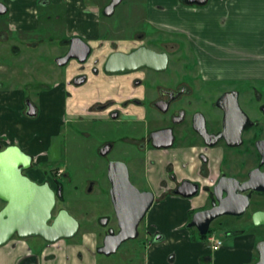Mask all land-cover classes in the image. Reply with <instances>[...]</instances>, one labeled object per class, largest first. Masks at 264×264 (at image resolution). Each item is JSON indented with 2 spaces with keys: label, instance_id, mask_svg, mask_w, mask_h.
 Returning a JSON list of instances; mask_svg holds the SVG:
<instances>
[{
  "label": "flooded vegetation",
  "instance_id": "af4514ba",
  "mask_svg": "<svg viewBox=\"0 0 264 264\" xmlns=\"http://www.w3.org/2000/svg\"><path fill=\"white\" fill-rule=\"evenodd\" d=\"M109 1L105 0L102 3L100 9L102 13L103 7ZM22 3L24 7L32 8L35 21L32 28L17 25L12 20L15 5L11 0H0V93L18 97L16 101L18 104L14 101L8 103L6 116L2 117L6 122V129L0 130V150L16 144L29 153L32 156L31 165L23 172L30 178L40 183L48 181L56 191L60 184L55 174L48 171L39 179L29 173L33 167V155H49L56 138L62 135V125L66 121L64 117L78 114L79 117L82 115L112 117L130 125L132 128L128 134L122 136V139L134 145L138 152L146 153L147 166L156 161L163 162L160 172L156 175L148 173L146 166L143 174H139L142 183H145V186L152 180L161 185L171 183L170 189L174 191L185 180L197 182L206 190L205 205L200 208L211 204L214 198L212 185L221 175L238 180L251 177L253 181L260 180L264 185V86L259 88L247 82L241 87L234 85L217 88L213 84L216 80L204 79L201 75L198 83L195 81L196 78L189 81L174 77L171 74L174 70L171 62L176 41L169 35L166 38L160 36L157 41L158 35L155 32L148 33L143 27L132 30V35L128 39H110L104 34L105 42L102 41L101 46L99 43L97 49L101 51L107 46L109 50L102 57L99 53L94 54L93 47L89 44L91 49L84 60L73 56L65 63H59L58 60L62 59L69 49L71 38L78 36L66 35L60 44H51L54 50L58 46L63 47L62 51L54 55L55 63L61 68L50 67L52 63H47L49 75L46 76L43 23L46 21L50 23L49 20L52 18H59L54 10L60 5L54 0H25ZM45 7L49 12H53L48 13L47 18L43 15ZM152 24L163 29L162 25L156 22ZM141 45L159 53L164 52L165 67L155 69L142 66L125 72H109L105 69V62L112 51L130 52ZM186 45L190 51L193 50L188 39ZM68 67L73 70V74L68 78L73 86L86 85L91 94V81L96 80L98 92L106 87L111 92L92 96L91 103L82 107L80 112H69L66 108L62 111L60 80L66 77ZM229 90H236L237 102L245 117L238 113L236 116L233 115L236 111L231 96L224 98L220 104L217 102L218 97ZM64 93L68 96L71 91L64 90ZM224 107L231 113V118L227 122H224ZM239 124H242L240 138L237 137ZM161 130L163 132H156ZM223 131L225 135H218ZM22 139L28 143L23 144ZM163 142H169V145L167 147L154 145ZM113 146V140H104L98 150L100 154L105 155ZM55 147L57 148V143ZM185 152H193L190 161L180 159L179 154ZM152 153L158 155V158L151 157ZM127 168L130 177L128 165ZM188 169L191 172H188ZM133 170L137 171L136 168ZM256 175H261L262 179H258ZM60 186L62 191V185ZM145 186L139 188L150 190ZM247 192L249 203L244 212L237 217H245L252 222L253 212L264 210V190L254 189ZM61 195H57L56 201ZM106 220L107 217H104L102 223ZM258 225L264 226V223ZM29 262H32V259L23 264Z\"/></svg>",
  "mask_w": 264,
  "mask_h": 264
},
{
  "label": "crops",
  "instance_id": "0c3cea01",
  "mask_svg": "<svg viewBox=\"0 0 264 264\" xmlns=\"http://www.w3.org/2000/svg\"><path fill=\"white\" fill-rule=\"evenodd\" d=\"M24 1L11 0L15 5L12 20L19 26L32 28L35 26L34 14L31 6H22ZM54 1L63 7L65 36L78 35L94 47L105 42V32H101L100 28V1ZM165 1L168 5L172 4V8L181 10V23L165 25L160 21L158 24L166 28L169 26L172 31H180L188 38L195 51L199 73L204 79H264V0H207L204 3H207L206 6L186 4L180 0ZM163 10L169 11L166 8ZM151 12L149 6L146 17L156 18ZM216 22H223L224 29L217 28ZM226 36L228 38L223 45L222 40ZM66 72V77L60 80L62 111L66 108L63 99L67 102L70 98L63 94L64 90H81L82 93L86 92L83 97L88 95L87 87L83 91L84 86L70 84L68 78L73 70L68 67ZM17 99L9 93H0V109L5 116L8 103L14 101L18 104ZM4 123L0 124V130L6 129ZM21 141L23 144L28 143L25 139ZM192 156L193 152L179 154L180 159L189 161ZM40 157L43 158V154ZM151 157L158 158V155L152 153ZM162 163L156 161L148 164V173L158 174ZM187 171L191 172L190 169ZM171 186V183L161 185L156 180L145 186L154 193V201L144 216L145 264H253L257 260V238L252 230H226L227 238L219 236L222 243L212 247L206 238L198 236L196 228L195 234L190 227H186L189 211L205 205L206 190L201 188L196 195L185 197L171 190ZM11 239L0 247L1 264L4 261L6 264H23L29 259L33 262L29 264H68L60 255L62 253L58 252V247L64 243L61 238L49 243H45L46 240L42 238L40 241L44 243L36 241L32 244L35 248L27 243L26 238L12 236Z\"/></svg>",
  "mask_w": 264,
  "mask_h": 264
},
{
  "label": "rangeland",
  "instance_id": "374dc122",
  "mask_svg": "<svg viewBox=\"0 0 264 264\" xmlns=\"http://www.w3.org/2000/svg\"><path fill=\"white\" fill-rule=\"evenodd\" d=\"M98 1L102 5L103 0ZM199 5L203 6V4ZM204 5L206 6L207 3ZM149 6L152 8L151 15L156 18L148 19L146 17ZM165 8L169 11H161ZM55 12L59 15L58 19L52 18L49 20L50 23L48 21L43 23L46 76L49 75L47 63H52L50 67L61 68L55 63L54 55L62 51L63 47L58 46L54 50L51 44H60L65 37L63 7H57L54 10ZM48 13L53 14L45 7L43 10L45 18H47L46 15ZM182 16L181 10L172 8V4L168 5L165 0H121L115 6L112 14L105 15L102 12L100 13V28L101 32H105L110 39H128L132 35V30L135 31L142 27L148 33L155 32L158 35L157 41L160 36L166 38L169 35L172 40L176 41L171 62V67L174 70L171 74L174 77L188 79L189 81L192 78H196L195 81L198 83L201 76L196 62V55L186 45L188 38H185V35L180 31H172L169 26H167L168 28L162 26L163 29H161L152 24L160 21L165 25L167 23H181ZM224 25L223 22H216V26L219 29L221 28L220 30L224 29ZM167 31L172 32L168 34L166 33ZM146 37L148 39V35ZM227 38L228 36L223 38V45L226 44L225 39ZM99 46H101V42ZM119 46H123V44H119ZM92 47L93 53H99L100 57L104 56L109 50L107 46H104L101 51H98L99 48L97 49V46ZM95 82L96 80L91 81L90 92L92 93L90 94L87 90L88 95L85 97L83 96L86 92L82 93L81 90L71 91L68 101L65 102V98L62 101L63 104H66V110L71 112L74 109V111L80 112L83 105L91 103L92 96L105 95L111 92L107 87L102 89L101 93L98 92V84H95ZM213 82L217 88L234 85L241 87L247 82L259 88L264 86V79L261 78H247V80L240 81L235 79H217ZM86 87L84 86L83 91H86ZM195 92L197 93L196 90ZM63 94L65 93L63 92ZM3 116L5 117V114L0 111L1 125L5 124L2 120ZM64 119L66 121L62 125V135L56 138L49 155L43 154V158L40 155H33V167L29 170L32 176L39 179L43 178L48 171L59 178L57 181L61 182L62 195L57 198L55 211L60 207H64L79 221V229L73 236L61 238L64 243L61 247H58V252L62 253L60 255L68 264H145L147 251L144 243V218L138 225L139 233L135 238L123 241L114 253L106 255L98 252V246L102 243L108 227L114 230L117 229L115 212L109 195L110 184L106 174L108 161L114 159L123 160L129 167L132 182L138 187L145 185V183H142L139 174L147 166L146 153L138 152L134 145L122 139V136L128 134L132 127L112 117L101 118L90 115L79 117L78 114H70L66 115ZM104 140L114 141L113 148L105 155L100 154L98 150ZM56 143L57 148L55 147ZM133 168H136L137 171L133 170ZM59 169H61V173H58ZM3 203V200L0 199V206ZM104 217H107V220L102 223ZM211 226L214 234L218 237L221 236L223 239L227 238L226 230L236 229L254 231L257 240L264 238V226L255 225L245 217L221 215L211 222ZM190 229L195 234L197 233L195 227H190ZM41 239L38 236H29L26 241L35 248L32 244L36 241H39V243L45 242L40 241ZM11 240L10 238L8 241ZM45 243L49 242L46 241ZM5 244L7 243L1 244L0 247L5 246ZM3 264H6V261Z\"/></svg>",
  "mask_w": 264,
  "mask_h": 264
},
{
  "label": "water",
  "instance_id": "95a60500",
  "mask_svg": "<svg viewBox=\"0 0 264 264\" xmlns=\"http://www.w3.org/2000/svg\"><path fill=\"white\" fill-rule=\"evenodd\" d=\"M121 0H110L103 7V13L110 15ZM186 3L204 4L207 0H183ZM90 45L80 36H73L67 53L59 63H65L70 57L84 60L90 52ZM166 65V54L138 46L130 52L112 51L105 62V69L109 72H125L142 66L162 69ZM231 96L233 107L245 117L237 102L236 90L224 91L217 99L220 102ZM224 122L231 118L230 111L224 107ZM226 125V123H224ZM241 125L237 126V137L240 135ZM156 132H163L156 131ZM225 135L224 131L218 134ZM240 138V137H239ZM238 144L239 142H232ZM158 147H167L169 142L154 143ZM261 148V145H258ZM107 150V149H106ZM32 156L18 145L12 144L0 150V245L7 242L13 235L19 237L41 236L48 242L60 238L73 236L79 229V221L67 209L60 207L55 211L56 197L61 195V186L55 191L48 181L37 182L23 172L31 165ZM257 176V175H256ZM107 178L110 182L109 195L115 212L117 230L109 228L104 234L98 252L111 254L125 240L138 235V225L154 201V193L149 189H140L129 177L126 163L123 160H110L107 164ZM262 179L261 175L257 176ZM259 182V183H256ZM253 181L250 177L238 180L231 176L221 175L212 185L214 198L209 206L199 208L191 214L186 227H195L198 234H206L211 222L221 215H241L249 203L248 190H264L260 180ZM254 183V184H253ZM200 186L197 182L185 180L174 190L175 193L192 197L196 195ZM255 225L264 223V210H256L252 214ZM258 254L253 264H264V238L255 242Z\"/></svg>",
  "mask_w": 264,
  "mask_h": 264
},
{
  "label": "built area",
  "instance_id": "2783aa9c",
  "mask_svg": "<svg viewBox=\"0 0 264 264\" xmlns=\"http://www.w3.org/2000/svg\"><path fill=\"white\" fill-rule=\"evenodd\" d=\"M58 173H61V169L58 170ZM206 240L210 243L212 247H216L222 243V240L214 234V232H210L206 236Z\"/></svg>",
  "mask_w": 264,
  "mask_h": 264
},
{
  "label": "trees",
  "instance_id": "16d2710c",
  "mask_svg": "<svg viewBox=\"0 0 264 264\" xmlns=\"http://www.w3.org/2000/svg\"><path fill=\"white\" fill-rule=\"evenodd\" d=\"M61 182L60 181H58V184H60ZM193 211L194 210H190L189 211V217H191V214L193 213ZM210 232H213V227H211L210 229H209V231L206 233V234H202V235H200V234H198V236L200 237V238H206V236H207V234L208 233H210Z\"/></svg>",
  "mask_w": 264,
  "mask_h": 264
}]
</instances>
